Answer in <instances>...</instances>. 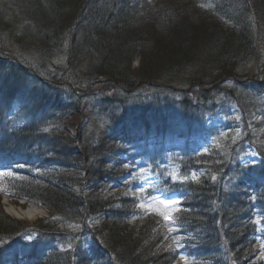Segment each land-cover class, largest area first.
<instances>
[{
    "label": "trees",
    "instance_id": "16d2710c",
    "mask_svg": "<svg viewBox=\"0 0 264 264\" xmlns=\"http://www.w3.org/2000/svg\"><path fill=\"white\" fill-rule=\"evenodd\" d=\"M190 1L0 0V30L37 55L0 59V195L56 212L29 226L0 207V264H264V0ZM221 96L237 133L198 153V138L233 128L203 125ZM251 153L259 162L242 164ZM137 159L159 179L144 196L178 195L170 230L155 217L128 227L136 198L88 194L120 185Z\"/></svg>",
    "mask_w": 264,
    "mask_h": 264
},
{
    "label": "rangeland",
    "instance_id": "374dc122",
    "mask_svg": "<svg viewBox=\"0 0 264 264\" xmlns=\"http://www.w3.org/2000/svg\"><path fill=\"white\" fill-rule=\"evenodd\" d=\"M170 1H175L180 5H187L186 7H190V5L193 4L190 0H170ZM183 10L187 8H182ZM197 12V11H196ZM182 13V12H181ZM184 13V12H183ZM0 59L2 58L3 60L7 61H13L16 64L25 67L20 61L24 62V64H32V62H35V59L37 58V55L35 51L31 48V45L26 46L25 43L17 37V34H20L17 30L13 29L7 30L5 28H2L0 30ZM13 51V52H12ZM15 53V54H14ZM14 55H16L18 58H16ZM36 55V57H35ZM21 56V57H20ZM20 57V58H19ZM58 59V58H57ZM55 66H60L63 67L62 60H58L55 63ZM139 60L136 59L133 61L132 68L136 69L138 68ZM27 66V65H26ZM49 66V65H48ZM53 65V67L55 68ZM30 68H33L31 66H28ZM59 68V67H58ZM28 69V68H26ZM52 70V69H51ZM50 70V71H51ZM251 71V70H250ZM251 77L255 75L254 73H251ZM258 76V75H255ZM258 81V79H256ZM258 82L261 83V80ZM93 86L89 87L88 90H92ZM262 92H264V89H261ZM217 104H219V107L215 111L214 115H209L208 118H206L205 122L203 123L204 126L208 128H218L220 130L221 125L226 123V121H230V123L233 125V128H231L230 131H221V132H216V135L214 138L212 137H200L197 139L199 141L198 147L200 146L201 148H198L197 150L200 152H210L214 147L217 146V142L220 139H226V140H231L234 139L235 134L237 132H233L234 128H236L239 120H240V113L238 112V109L231 105L230 100L221 96L217 99ZM82 116H76L74 119L69 120L66 124L68 125H78L80 122L84 121L83 117L87 115L85 111H83ZM253 116L255 115V112H252ZM210 116H212L210 118ZM255 119V118H254ZM260 120L255 119L254 121L252 120L253 124L255 125V122ZM252 124V123H251ZM253 125V127H254ZM264 128V126L262 127ZM237 130V129H236ZM67 135L69 136H74L75 130L72 128H67L66 130ZM185 144L183 143L182 147H184ZM251 160L256 161L257 157L255 155H251ZM246 162V161H245ZM142 162H138L137 165L135 166H128L126 169H129L130 173H126L124 176L125 179H122L120 181V185L118 184H112L103 187L101 190H93L89 191L88 194L91 195L93 193V199L95 197H99L101 200H108V199H115L114 195L117 194V196H122V197H127V198H136L139 201V204L137 205L138 207V213L134 215L130 220H129V226L128 227H135L138 224L144 223L149 217H155L162 219L165 221L166 227L168 230L169 229V224L173 220L174 216L177 215L182 208L179 207V205L172 204L170 208H165L164 204H162L160 201H165L167 203H170L172 201H176L175 198L176 196L174 195H166L161 191H157L153 197H150L148 199L146 195L144 196L143 193L145 192V189L154 186L157 184V177L155 174L149 172L146 170L145 167H143ZM22 169V168H21ZM128 172V171H127ZM170 173H168L169 175ZM195 175L198 176V180L202 178H207L208 174L206 171L201 170L198 171ZM67 176H71V174L67 173ZM172 179L177 181L178 178L175 175H172ZM143 189V191H141ZM119 194V195H118ZM12 197L0 196V207L2 208L4 214L11 220L16 221L17 223L20 224H26V225H38L41 223V221L46 220V219H54L56 212L52 208H48L44 205H38L36 203L30 202V201H21L24 202L29 208L25 210H21L20 213H30L27 218H19L17 216H14L11 213L14 212L18 214V209L16 208V202ZM11 203H14L11 206ZM141 205H144V207H141ZM178 209V210H177ZM135 212V211H134ZM171 212L172 214V220L171 221H166L164 219V215L168 214ZM136 213V212H135ZM105 215H99V216H94L89 220L87 223L90 227H94L99 225L98 223H102L104 220ZM53 227L54 231H60L63 233L70 235H75L80 232V227L76 223L72 222H67V221H58L54 220L53 221ZM0 243H2V240H0ZM84 243H88L87 240H84ZM258 246L260 247L261 252L259 253V257L262 258L264 257V246L260 243H258ZM11 264H16V263H11ZM20 264H30L26 262H22Z\"/></svg>",
    "mask_w": 264,
    "mask_h": 264
},
{
    "label": "snow or ice",
    "instance_id": "6c2138e0",
    "mask_svg": "<svg viewBox=\"0 0 264 264\" xmlns=\"http://www.w3.org/2000/svg\"><path fill=\"white\" fill-rule=\"evenodd\" d=\"M126 167H127V166H126ZM185 179H187V178H185ZM192 179H193V180H198V176L195 175V174H193ZM213 180H215V177H213ZM141 191H143V189H141ZM160 202H161L162 204H164V207H165L166 209H167V208H170L172 204L177 203L176 201H172L171 204H170V203H167V202H165V201H160ZM141 207H144V205H141ZM177 210H178V209H177ZM164 219H165L166 221H171V220H172V214H171V212H169L168 214H165V215H164Z\"/></svg>",
    "mask_w": 264,
    "mask_h": 264
},
{
    "label": "bare ground",
    "instance_id": "6f19581e",
    "mask_svg": "<svg viewBox=\"0 0 264 264\" xmlns=\"http://www.w3.org/2000/svg\"><path fill=\"white\" fill-rule=\"evenodd\" d=\"M65 85H67L66 83H65ZM125 177V176H124ZM125 179V178H124ZM14 203H11V206L13 205ZM15 205V204H14ZM13 207V206H12ZM16 208L18 209V214H16V213H14V212H12L11 211V213L10 214H12V215H14V216H17V217H19V218H27V216H29L30 215V213H31V211H30V213H20V211L21 210H25V209H27V208H29L25 203H21V204H16Z\"/></svg>",
    "mask_w": 264,
    "mask_h": 264
}]
</instances>
